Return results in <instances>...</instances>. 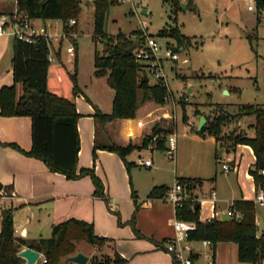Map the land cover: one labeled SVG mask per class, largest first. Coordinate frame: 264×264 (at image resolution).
Wrapping results in <instances>:
<instances>
[{
	"label": "rangeland",
	"instance_id": "rangeland-1",
	"mask_svg": "<svg viewBox=\"0 0 264 264\" xmlns=\"http://www.w3.org/2000/svg\"><path fill=\"white\" fill-rule=\"evenodd\" d=\"M96 1L82 0V12L78 18L79 28L76 26L80 34L75 45L74 57L67 52L72 41L62 38L65 26L62 20L34 21L37 26L48 25V32L53 37L54 45L61 49L66 85L59 89V92L71 94L70 89L68 90L74 87L71 74L77 71L76 82L85 93L76 98V106L81 114L79 119L85 121L93 118L90 113L94 112L96 107L111 112L115 97V89L109 85L108 77H98L95 74V52L103 55L107 46V40L94 38ZM3 2L14 7L15 0H0V3ZM185 3L186 9L183 5L175 9L164 0H116V4L111 5L106 14L105 31L108 36L114 37L115 41L126 38L136 42L146 30L149 34L159 37L164 44H177L174 38L159 35L163 28L171 27H179L183 34L191 38L189 48L182 55L189 58V63L178 62L176 71H169L171 86L175 97L181 100L180 104L176 108L168 106L163 109L162 105L153 100L143 101V93L140 92L137 116L129 118H146L151 114L152 118L157 119L144 130L142 136H138L136 141L132 142L138 145L142 144L144 136L151 132L156 123L171 127L177 134L176 160L168 157L166 148L153 151L138 148L128 154L127 159L139 163V155L145 158L153 157L154 166L149 169L133 165L131 170L126 167V183L133 196L135 190L144 194L145 189H148L155 178L162 182L161 184L172 186L177 176L216 177L215 180L205 181L203 191H208L214 185L220 198L253 200L254 186L249 174L254 160L253 148L246 147L243 150L238 171L223 172L222 164L215 158V152L218 147L219 154L225 156L224 147L222 144H216L214 136L198 134L197 128L201 116L206 118L207 115L214 116L217 104H222L232 115L239 112L241 105L264 104V8H260L256 0H187ZM250 6L253 9H250ZM143 9L148 13H143ZM6 37L10 42L9 55L0 63V77L13 83L12 60L15 37ZM54 79L56 81V76ZM53 85L54 82L52 87ZM18 90H21L20 86ZM183 101L186 102L185 113L189 121L183 119ZM239 121L240 124L237 125L238 120L230 118L224 126L223 133L230 134L237 128L238 134L254 137L255 115L244 116ZM99 132L101 140L122 145L104 138L101 126ZM166 147H169V143ZM220 204L222 209H226L229 201ZM6 206H12L11 201L2 203L0 200V212ZM122 207L129 216L125 223L133 227V219L137 218L135 200L133 198L132 201L124 200ZM206 208L207 204L202 203L200 214L203 217L206 216L203 214L206 213ZM114 216L118 221L117 212H114ZM257 216L261 222L258 234H263V208H257ZM140 220L147 224L148 217L141 214ZM72 242L75 244V251L87 254L94 252L87 264H105L106 260L112 257V249L107 244L96 248L86 240ZM113 242L116 243V240ZM226 247L232 264H253L238 259L236 243H227L223 248L225 252ZM63 258L60 264H69Z\"/></svg>",
	"mask_w": 264,
	"mask_h": 264
},
{
	"label": "trees",
	"instance_id": "trees-1",
	"mask_svg": "<svg viewBox=\"0 0 264 264\" xmlns=\"http://www.w3.org/2000/svg\"><path fill=\"white\" fill-rule=\"evenodd\" d=\"M20 9L26 11L33 19H58L62 20L66 28L67 22L76 18L78 20L82 12V0H17ZM175 9L182 7L181 0H164ZM260 8H264V0H256ZM116 4V0H97L95 10L94 38L107 40L104 54L95 52V74L98 77L107 76L109 85L115 89L113 109L104 112L96 107L94 117L98 130L107 123L116 119L135 118L139 108V93H143V101L153 100L162 105L165 101L166 89L160 84H151L140 77V65L134 59L133 53L128 49L134 45V41L121 38L115 41L114 37L107 35L105 31V18L109 7ZM190 7V4H188ZM11 10L7 11L10 12ZM159 35L174 38L186 49L191 44V38L182 33L179 27L163 28ZM14 56L12 60L14 83L0 88V114L4 116H27L32 120V149L23 151L29 156L43 160L52 171L64 173L69 179H78L89 175L96 185V195L108 198L104 192V183L96 175L92 168H82L77 172L80 135L78 131V119L81 114L77 110L73 99L59 95L48 87V73L51 65L49 58L51 46L45 37H37L32 42L15 38ZM77 71L71 74L74 80L73 94L81 92L76 82ZM21 83L22 92L19 95L17 85ZM186 102L183 101L185 111ZM247 115H255L254 125L256 134L254 137L238 134L237 128L230 134L223 133L224 126L229 119L234 117L240 120ZM186 114L184 113V118ZM186 119V118H185ZM208 122L197 131L206 136L210 134L217 141H222L229 148L238 144H248L254 149L256 162L250 169L254 176L257 189L264 188V104L241 105L239 112L230 114L222 104L215 105L214 116L207 115ZM173 129L156 123L150 133H147L141 145L129 143L120 145L117 143H102L95 141L94 156L98 149H107L117 152L128 167L133 163L127 160V155L138 148H146L153 135L162 137L158 148L165 149V140ZM13 146L21 149L18 145ZM228 148V149H229ZM22 150V149H21ZM190 189L203 185L200 178H178ZM4 187L0 182V190ZM167 186L155 187L150 193L151 198L163 197ZM238 210L243 212L242 219H214L212 221L200 220V209H192L186 205L181 210L184 218L197 222V229L190 234L194 241L209 240L216 248L219 242H234L238 246V259L241 262L264 263V233L258 237L256 225L257 207L251 200H238L235 203ZM15 208H5L1 213L0 222V264H24V260L17 253L23 246H30L44 253L47 262L43 264H60L62 257H68L75 252L73 240H86L95 246L106 245L113 242L112 239L99 236L95 233L94 225L83 220L69 219L53 226L50 238H39L27 242L23 237H17L14 232ZM161 246V244L159 245ZM158 246V247H159ZM114 249V255L108 258L105 264H124L126 259ZM161 249V248H160Z\"/></svg>",
	"mask_w": 264,
	"mask_h": 264
},
{
	"label": "crops",
	"instance_id": "crops-1",
	"mask_svg": "<svg viewBox=\"0 0 264 264\" xmlns=\"http://www.w3.org/2000/svg\"><path fill=\"white\" fill-rule=\"evenodd\" d=\"M12 9L13 6L9 3H0V14L7 13V11ZM6 36L7 35L0 36V63L9 55L10 42ZM174 45L179 46L181 51H183V49L184 51L186 50V48L178 42ZM53 56L55 59L51 61V64L52 62L56 64L50 65L48 87L59 95L73 99L76 103V98L85 92L81 88V92L77 95L73 94V88H68L71 94L59 92V89L66 85L62 67H65V64L62 60L61 49H57L55 45ZM54 75L56 76V81ZM52 82L55 83L53 87ZM10 83H12V81L9 79L0 77V88L5 85H12L14 82L12 84ZM19 86L21 87V90H18V94L20 95L23 86L19 83L17 89ZM71 95L72 97H69ZM95 112L96 108L94 112L90 113L93 117L92 119L86 121L83 119L78 120L81 146L77 172H80L82 168H92L104 183V192L108 198L106 199L96 195V185L91 176L86 175L78 179H69L64 173L52 171L43 160L24 153L23 151L28 152L32 149L31 118L27 116H4L0 114V182L4 187H8L9 191L15 192L13 198L0 197L2 203L11 201L12 204V206L3 207L2 211L10 207L16 209L14 213V226L18 230L14 232L17 237H23L27 242L39 238H50L52 236H50V231H53L54 225L74 218L92 223L97 235L108 237L112 240L115 239L116 243L110 242L107 245H112L118 253L126 259L124 264H174L172 256L158 247L162 242L174 235V228L172 225L175 214L174 207L164 196L159 198L150 197V193L155 187L167 186L168 188L169 186L167 184H161L162 182H159L155 178L148 189H145L144 194L135 190L132 196L126 183L125 168L127 167L131 170L133 165L144 166L140 158L145 157L139 155V163L131 162L133 163L131 167L126 165L125 161L117 152L107 149H98L95 158L94 145L96 138L102 143H109L100 138V132L94 117ZM185 118L183 114V119L189 121L187 120V116H185ZM137 121L138 119L128 118L116 119L107 123L105 127H101L105 135L104 138L108 141L121 143L122 145L135 142L138 136H142L144 130L147 129L138 127ZM236 124L239 125L240 121L236 122ZM215 142L217 145L222 144L225 149V156H221L218 152V147H216L215 158L217 162L222 164L227 154L235 158L234 164L236 163V169L230 172L239 170L243 150L246 149V147L252 148V146L248 144H238L236 147L229 148L226 143L217 141L216 138ZM12 144L18 145L22 150ZM255 162L256 155L254 152V160L251 163L250 169ZM153 166L154 158L153 164L149 167H145L151 169ZM223 172L226 171L223 170ZM249 174L253 181L254 193H256L257 186L254 176L251 173ZM178 178H200L204 180L203 185L198 186L195 193L201 197L204 195L206 196L205 200L202 202L207 204V208L205 209L206 213L203 214L209 215L214 204L209 194L211 190L217 191V188L214 185L211 186L208 191H203V188L205 187V181L207 179L215 180L216 177L177 176L176 179ZM242 194L244 193L242 192ZM132 198L135 200V216L137 215L136 220L133 219V227L125 223V221L129 219V216H127L128 214L122 207L124 200L132 201ZM238 200L247 199L235 198V200H228L225 197L220 198L218 194V209L226 210L230 206L231 201ZM228 201V207L222 209L220 203H228ZM132 210H134V207ZM114 212H117L119 217L118 221L114 216ZM141 214L148 217L147 224H143L140 220ZM1 219L0 216V222ZM23 233H26V235H23ZM227 243L231 242H219L216 248H214L216 264H232L230 256L228 255V247H226V252L223 251ZM198 246H201V244ZM99 247L100 246H96V248ZM78 251L79 250H76L71 255ZM112 253L113 256L114 249H112ZM41 254L44 255L43 252H41ZM87 255H89L91 259L94 252ZM63 259L66 261V257Z\"/></svg>",
	"mask_w": 264,
	"mask_h": 264
},
{
	"label": "built area",
	"instance_id": "built-area-1",
	"mask_svg": "<svg viewBox=\"0 0 264 264\" xmlns=\"http://www.w3.org/2000/svg\"><path fill=\"white\" fill-rule=\"evenodd\" d=\"M181 2L183 4L187 2V0H181ZM250 9H253V7L250 6ZM34 21L35 19L31 18L26 11L20 9L18 1L15 0L14 7L10 12L0 14V36H13L27 42H32L37 37L42 36L47 39L53 50V37L48 32V25L43 24L37 26ZM77 25L78 20L76 18L70 19L66 24V28H64V34L62 36V38H68L72 41L71 46L67 48V52L72 57L76 55L75 45L80 34L76 28ZM134 44H136V47L133 50V55L135 61L140 65V77L143 78L146 74L149 78L148 82L151 84H160L166 89L165 101L164 104H162L163 109L168 106L176 108L181 100L175 97L174 90L171 86L172 81L170 80L169 71H176V63L178 62L189 63V58L182 56L184 49L181 51L177 45L164 44L159 40V37L149 34L146 30L141 33L139 40ZM173 47H177V51H175ZM49 58L51 61L55 59L53 51H51ZM164 116L166 115L164 114ZM156 120L157 119L152 118L150 114L146 118L138 119L137 126L145 129ZM161 139L162 137L160 135H153L146 148L151 151L159 149L158 144ZM167 143H169L168 148L166 147ZM165 148L167 149L168 157L172 160H176L177 134L174 131L167 135ZM140 159L144 166L149 167L153 164L152 157ZM234 161L235 158L227 154L222 161V169L226 172L236 169V163L234 164ZM259 173L264 175V170H260ZM196 189L197 187L190 189L186 184L177 179L174 185L167 188L164 195V198L174 207L175 214L172 220L174 235L162 242L159 248L165 250L172 256L174 264H216L215 250L212 242L209 240H192L190 234L197 229V222L186 219L181 214V210L188 204L192 209L198 208L201 210L202 202L205 200L206 196L204 195L201 197L197 195L195 193ZM209 195L214 203L211 209L212 211L205 217L199 214L200 220L212 221L217 218L223 220L225 216H227L228 219L243 218V212L238 210L235 205L236 201H231L230 206L226 210H220L217 206V191L211 190ZM14 196V191H9L6 188L0 190V197L13 198ZM253 202L257 208L264 209V188L261 187L256 189ZM260 224V218L256 214L257 227H259ZM17 230L18 229L14 228V231ZM260 236L261 234H258V237ZM196 244H201L202 246H197ZM46 262L47 258L41 254L36 264H43ZM257 264L264 263L258 262Z\"/></svg>",
	"mask_w": 264,
	"mask_h": 264
},
{
	"label": "water",
	"instance_id": "water-1",
	"mask_svg": "<svg viewBox=\"0 0 264 264\" xmlns=\"http://www.w3.org/2000/svg\"><path fill=\"white\" fill-rule=\"evenodd\" d=\"M182 5L184 9L187 8V3H183ZM143 13H148V11L146 9H143ZM135 47H136V44L132 45L128 49V53L132 54ZM173 49L177 51V47H173ZM143 79L146 82L149 81V78L146 74L144 75ZM207 120L208 119L205 116H201L199 125H198V131L202 130L204 125L207 123ZM223 220H228V217L227 216L223 217ZM23 235H26V233H23ZM17 255L20 258L24 259L25 261L24 264H36L41 257V252L30 246H25L20 251H18ZM89 259H90L89 255L85 254L82 251H78L77 253L68 256L66 258V262L75 263V264H87Z\"/></svg>",
	"mask_w": 264,
	"mask_h": 264
}]
</instances>
